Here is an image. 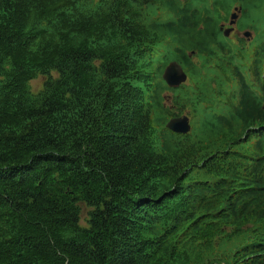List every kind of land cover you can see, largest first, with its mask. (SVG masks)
<instances>
[{
	"label": "trees",
	"instance_id": "1",
	"mask_svg": "<svg viewBox=\"0 0 264 264\" xmlns=\"http://www.w3.org/2000/svg\"><path fill=\"white\" fill-rule=\"evenodd\" d=\"M236 6L250 44L221 31ZM263 11L0 0V264H264Z\"/></svg>",
	"mask_w": 264,
	"mask_h": 264
},
{
	"label": "water",
	"instance_id": "2",
	"mask_svg": "<svg viewBox=\"0 0 264 264\" xmlns=\"http://www.w3.org/2000/svg\"><path fill=\"white\" fill-rule=\"evenodd\" d=\"M242 14L243 8L241 6L235 7L229 19V27H225L227 25L226 23L221 25V31L226 38L231 37V34L235 31V26ZM245 36L250 37L251 33L247 32ZM162 77L167 86L175 90L185 85L189 78L182 65L177 61H172L165 68ZM166 127L175 134L187 135L192 130L191 118L188 116L172 118L168 121Z\"/></svg>",
	"mask_w": 264,
	"mask_h": 264
},
{
	"label": "rangeland",
	"instance_id": "3",
	"mask_svg": "<svg viewBox=\"0 0 264 264\" xmlns=\"http://www.w3.org/2000/svg\"><path fill=\"white\" fill-rule=\"evenodd\" d=\"M233 12V11H232ZM263 17H264V11H263ZM241 17L239 18L237 25L235 26V31L231 34L230 39L235 43L238 44L241 40L245 41L246 44H250L255 37L259 34V31L256 29V27H254L255 25H257L256 19L254 17H249L247 19H241ZM263 23V27H264V18L262 19ZM228 25V22H224ZM237 27H239V29H237ZM249 32L251 33L250 37H246L245 34ZM46 81L45 77L40 76L39 78H37L36 80H33L31 82V86H32V90L33 92L37 93L39 91H41L44 87V83ZM192 85L191 80L189 79L188 82L185 84V86H189ZM165 98H166V102L165 105L167 106V108H171L172 111H174L176 114L180 113V109L179 106L175 105L174 102V97H173V93L170 91H167L164 94ZM181 116H188L191 118V123H192V115L190 113L189 110H183V112L181 113ZM84 219H86V212L87 210L85 209L84 211ZM82 224H85L84 222Z\"/></svg>",
	"mask_w": 264,
	"mask_h": 264
},
{
	"label": "clouds",
	"instance_id": "4",
	"mask_svg": "<svg viewBox=\"0 0 264 264\" xmlns=\"http://www.w3.org/2000/svg\"><path fill=\"white\" fill-rule=\"evenodd\" d=\"M237 7V6H236ZM233 11H234V9H233ZM226 27V26H225ZM228 28V27H227ZM182 117V116H181Z\"/></svg>",
	"mask_w": 264,
	"mask_h": 264
},
{
	"label": "flooded vegetation",
	"instance_id": "5",
	"mask_svg": "<svg viewBox=\"0 0 264 264\" xmlns=\"http://www.w3.org/2000/svg\"><path fill=\"white\" fill-rule=\"evenodd\" d=\"M226 27H228V26H226ZM237 29H239V27H237Z\"/></svg>",
	"mask_w": 264,
	"mask_h": 264
}]
</instances>
